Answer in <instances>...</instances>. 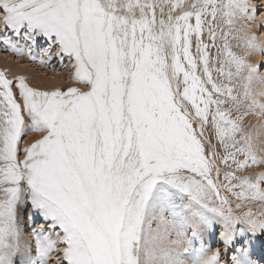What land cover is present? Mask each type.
Segmentation results:
<instances>
[{
  "label": "snow or ice",
  "instance_id": "snow-or-ice-1",
  "mask_svg": "<svg viewBox=\"0 0 264 264\" xmlns=\"http://www.w3.org/2000/svg\"><path fill=\"white\" fill-rule=\"evenodd\" d=\"M258 11L252 0H0L4 50L67 58L83 86L45 91L0 70V264L54 252L53 264H264L251 246L264 212L236 215L229 200L264 203V170L237 175L264 168L242 123L264 116L251 89L264 62L246 59L264 52L245 23ZM31 132L41 136L25 143ZM217 160L232 169L222 181ZM25 216L42 221L35 256L20 251ZM191 219L219 225L223 248L187 237Z\"/></svg>",
  "mask_w": 264,
  "mask_h": 264
},
{
  "label": "rangeland",
  "instance_id": "rangeland-1",
  "mask_svg": "<svg viewBox=\"0 0 264 264\" xmlns=\"http://www.w3.org/2000/svg\"><path fill=\"white\" fill-rule=\"evenodd\" d=\"M262 15H264V7L259 8V11H258V16H260L259 18H261ZM246 22H248V21H246ZM263 30L264 29L260 25L259 26V29L257 31V35L262 36ZM232 41L233 40L230 41L231 44H232V49L235 47L233 49V51H235L236 53H238V49H240L241 52H239L238 55H244L245 54V48L242 46V41H238V40H234L233 42ZM236 46H238L237 47L238 49L236 48ZM35 47H36V50H38V52H40V54H43V49H41V48L44 47L43 42H40ZM212 55L213 56H216L217 55L216 54V51H214V53H212ZM15 56H16V54L14 52L11 53L10 51H5L4 50V47L2 45H0V60L3 61V58H4V61H8L9 60L8 62H11V64H15L16 63V64L20 65L21 67H23V69H24V67L27 66L26 65L27 63L24 62V63L21 64V62H22L21 59L18 58V57H15ZM262 62H264V60L263 61L262 60H259L258 63H255V64H260ZM49 63H51L50 66H48L46 68H45V66L42 65L43 67H41V66L40 67H35V68L29 67V70L32 71V72H37V74H41V72H44L43 73V76L45 75L46 77H50V81L52 80L54 82H58L63 87L64 90H66L69 86H74V85L77 84L75 81H73L71 79V72L69 71L70 63L67 60V58H65L63 62H61V61H59V60H57V59L54 58L51 61H49ZM217 67H218V65H217ZM41 69H42V71H41ZM52 73H53V75H55V77L54 76H51ZM214 74L217 75V73H215V72H214ZM260 74L261 75H264V68H261L260 69ZM225 82H227V81L225 80ZM233 83H237V82L236 81H233ZM237 85H239V84H237ZM14 86L15 85H13V87ZM239 90H240V92L243 91L242 88H240ZM224 106L230 107L231 104L228 103V104H225ZM243 110L244 109L242 107L241 108V111L238 113L235 109H233L232 115L233 116L239 115V114H241L243 112ZM257 111H259V110H257ZM247 116H245V118H244V120L242 122L243 123V127L245 128V130L247 132H250L252 134L251 125L248 124V122L246 120L247 119ZM249 116H250V114H249ZM251 118H253V117H251ZM260 121L264 124V116H263V120L261 119ZM256 124H258V122H256ZM31 133H33V132H31ZM30 134L25 139V143L29 142V139L28 138H29ZM254 147L257 150V154L258 155L264 156V140L262 141V143L255 141L254 142ZM219 152H220L221 155H223V150L222 149H220ZM240 158L242 159L243 157H240ZM220 168L222 169L221 174H220V179L222 181L223 180L224 172L230 171L232 169H230L228 167V165H225L223 163H221ZM233 168H234V166H233ZM262 170H264V168L257 166V167H254V168H250V170L249 169H246L243 172H237V175H247L250 172H259V171H262ZM225 195H229V194L225 192ZM229 200L231 202L233 211H234V213L236 215H240V214L248 211L249 209H251L254 213H257V214L260 213V212H264V203H261L259 201H256V202L240 201V200H237L235 197H233L231 195H229ZM236 204H242L243 207L237 208L236 207ZM167 219L171 220V217H167ZM22 223H23L22 224V227H23L24 233L26 235H29V238L31 239L30 240L31 242H34V240H32L33 237H34V235H32V232L30 231V228L31 227H39L41 225L42 221L37 217L36 218V222L33 224L32 220H30L27 216H25ZM195 226H201L199 224V221L198 220H194V222H192L191 228L192 227H195ZM191 228L186 229L187 230V237L188 236H190V237L192 236V233L191 232H193V230L191 231ZM201 228H203V227H201ZM189 229H190V231H189ZM221 231H222V229L219 227V225H217L216 228H215V231H212L211 233H209V230H208L205 233L204 236H201V237L197 236V241H202L205 247H210L212 250H216L217 248H221L222 249L223 248V245L220 242V232ZM189 234H191V235H189ZM209 234L211 235V237H209ZM208 237H209V239H208ZM169 239L170 240L171 239H175V235L172 234ZM166 245L167 246H170V242L168 241L165 244V246ZM194 246L195 247H199L200 244L199 243H196ZM251 246H253L252 247V259L254 261L260 260L262 257H264V236H258L255 239H253L252 242H251ZM60 247L63 248L64 245H60ZM32 253H35V252H32ZM56 257L57 256H55V257L52 258L50 256L49 257V260H48V264H53V261L56 259ZM50 259H52V260H50ZM191 259H192L191 256H189V261L192 262Z\"/></svg>",
  "mask_w": 264,
  "mask_h": 264
},
{
  "label": "bare ground",
  "instance_id": "bare-ground-1",
  "mask_svg": "<svg viewBox=\"0 0 264 264\" xmlns=\"http://www.w3.org/2000/svg\"><path fill=\"white\" fill-rule=\"evenodd\" d=\"M252 3L254 5H257L259 8H261V6H260V0H252ZM259 17L260 16H258V12H257L256 13V16H255V19L253 21L246 22V23H249L251 25L250 33H255L257 35V31L259 29V26L261 25V27H262V25H264V15H262L261 18H259ZM262 28L264 29V27H262ZM257 36L259 37V39L262 42H264V30H263L262 36H259V35H257ZM232 40L234 41V39H232ZM217 43L219 44L221 42L220 41H217ZM237 47L238 46H236V48ZM41 49H43V48H41ZM214 51H216V50L215 49H212V53H214ZM239 52H241L240 49H238V53ZM246 52H247V49H245V53ZM32 54L34 56H36V57H42L44 55V53L43 54H40V52H38V50H36V47H34L32 49ZM15 57H18V58L21 59V61H22L21 64L24 63V62L27 63L26 64L27 66L24 67V69H23V67H21L20 65H18L16 63L15 64H11V62H8L9 60L8 61H4V58H3V61L0 60V70L5 71L7 73V75H8V78L12 79V78H15V77L23 76V77L26 78L27 82L31 86L38 87L41 90H45V91L52 90L55 87H59L61 90H64L63 87L58 82H54L52 80L50 81V77H46L45 75L43 76V73L44 72H41V74H37V72H32V71L29 70V67L35 68V67H40V66L43 67V66H45V68H46V67L50 66V64H51V63H49V61H47L42 66V64H40L37 60L31 59L27 55V52H25L24 55H21V56H17L16 55ZM246 59H248L251 63H258L259 60H262V61L264 60V52H261L259 50L254 51V52L248 54L246 56ZM41 71H42V69H41ZM51 76H54L55 77V75H53V73L51 74ZM214 76L217 77L218 79H223L222 77H219L218 74L217 75L214 74ZM261 76H264V75H261ZM69 87H83V86L76 84L74 86H69ZM239 89H240V87H239V85H237V91L238 92H240ZM251 89H252L253 93L264 92V81L259 80V79L254 80L253 83H252V85H251ZM13 90L16 91V86L13 87ZM260 98H261L262 101H264V97H260ZM223 107L228 108L226 106H223ZM251 117H253V118H251ZM25 118L27 119V117H25ZM261 119L263 120V116H258L257 117V116H255V114L254 115L253 114H250V116L248 115L247 116V119H246L247 122H248V124L251 125L252 136H253L254 142L257 141V142H261L262 143V141L264 140V124L260 121ZM256 122H258V124H256ZM40 136H41V133L33 132V133L30 134V136H29L28 139H29V141H31V140H34L36 138H39ZM213 142H215L214 137H213ZM218 151H220V149ZM217 164H218L219 167L221 166V162L219 160H217ZM168 217H170V216H168ZM194 220L195 219H191L189 222L192 224V222H194ZM192 230H195L196 235L199 236V237L204 236L205 233L208 231V230H206L204 228H201V226L192 227L191 228V231ZM189 231H190V229H189ZM211 232L212 231H209V233H211ZM191 233H193V232H191ZM172 234L175 235L174 232ZM189 235H191V234H189ZM188 237H190V236H188ZM209 237H211L210 234H209ZM209 237H208V239H209ZM175 239H176V236H175ZM20 240H21V248H20V251L23 252V253H25V254L35 256V253H32V252H35V239H34V237L32 239V240H34V242H31L30 241L31 239L29 238V235H26L24 233V231H23ZM168 241L170 242V239L169 240H165L163 242L164 245ZM29 249H30V251H29ZM57 255H58V253L57 254L56 253H52L51 257L53 258V257H55ZM50 260H52V259H50ZM185 260H186V264H192V262L189 261V256H185Z\"/></svg>",
  "mask_w": 264,
  "mask_h": 264
}]
</instances>
